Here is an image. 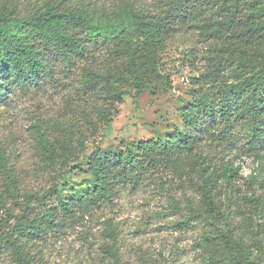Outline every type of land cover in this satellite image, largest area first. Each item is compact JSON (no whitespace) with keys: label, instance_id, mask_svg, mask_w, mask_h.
Instances as JSON below:
<instances>
[{"label":"rangeland","instance_id":"374dc122","mask_svg":"<svg viewBox=\"0 0 264 264\" xmlns=\"http://www.w3.org/2000/svg\"><path fill=\"white\" fill-rule=\"evenodd\" d=\"M1 1H15L25 16L61 0ZM93 1L108 11L130 5L147 15L160 14L164 5L161 0ZM216 54L207 34L181 29L161 53L160 72L169 83L154 82L140 97L125 88L128 95L111 130L101 120L98 103L78 91L80 68L27 91L0 75V163L3 158L6 162V169L0 167V236H17L15 225L27 206L42 214L57 206V192L64 200L92 193L95 182L88 163L99 149L117 153L135 150L142 141L165 142L177 128L184 130L181 109L205 101L216 105L218 86L200 78L211 70ZM196 119L202 146L195 164L182 170L170 165L137 184L118 185L112 202L89 214L80 212L75 220L58 211L64 226L39 239L22 240L34 264H113L107 245L118 249L122 264H235L224 242L228 233L244 243L253 261L263 264L264 212L254 201H264V146L252 150V128L246 123L226 128L219 118L209 122L203 111ZM42 132L58 154L65 147H74L73 153L51 164ZM228 165L235 173L227 181L223 172ZM11 179L17 182L13 194L7 191ZM207 183L216 188L217 212L206 202ZM46 195L50 200L40 202ZM107 228L114 230V239ZM12 251L0 240V264H15Z\"/></svg>","mask_w":264,"mask_h":264},{"label":"trees","instance_id":"16d2710c","mask_svg":"<svg viewBox=\"0 0 264 264\" xmlns=\"http://www.w3.org/2000/svg\"><path fill=\"white\" fill-rule=\"evenodd\" d=\"M72 1L74 6L69 4ZM161 1L164 5L158 15L144 14L130 5L108 11L99 8L93 0H61L21 16L15 1L0 0L1 79L4 77L27 91L44 81L53 82L65 71L80 68L78 91L98 103L97 111L108 130L112 129L118 115V106L128 95L125 88L133 89L140 97L154 82L169 83L160 72L161 53L167 40L181 29L201 30L213 41L217 53L212 58L211 70L200 77L218 86L216 105L205 101L181 109L184 130L177 128L174 136L165 142L142 141L135 150L117 153L99 149L88 163L95 182L92 193L64 200L57 192V206L47 207L42 214L33 213L34 209L27 206L24 210L27 214L15 225L17 236H0L1 241L12 247L15 264H34L22 240L39 239L47 230L55 232L60 225L64 226L58 211L64 218L75 220L80 212L89 214L101 204L112 202L118 185L137 184L170 165L182 170L186 165L195 164L202 146L195 133L196 115L201 111L209 122L219 118L226 128L235 122L246 123L252 128L249 144L252 150L264 146V125H261L264 114V0ZM227 73L229 79L225 77ZM0 97H3L1 89ZM41 142L53 165L58 159L65 161L66 152L72 154L74 150V147H65V151L58 154L44 132ZM79 145L84 150V144L79 142ZM0 167L6 169L4 158ZM232 167L228 165L224 169L223 178L227 181L235 173ZM213 186L214 183H207L204 194L208 206L217 212ZM16 188L17 182L11 179L7 191L13 194ZM49 200L50 195L39 199L40 202ZM254 203L264 212V201ZM107 230L109 237L114 239V230ZM224 242L235 264H257L244 243L236 240L233 234L224 235ZM260 246L259 243L257 250ZM105 249L113 264H122L117 248L107 245Z\"/></svg>","mask_w":264,"mask_h":264}]
</instances>
